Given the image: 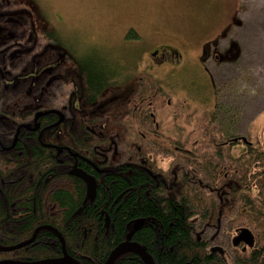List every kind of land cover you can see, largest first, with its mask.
I'll return each instance as SVG.
<instances>
[{"label":"flooded vegetation","instance_id":"af4514ba","mask_svg":"<svg viewBox=\"0 0 264 264\" xmlns=\"http://www.w3.org/2000/svg\"><path fill=\"white\" fill-rule=\"evenodd\" d=\"M37 13L25 0H0V220L4 226H0V236L6 238L1 243H7L0 245V264L66 257L82 264L72 257L61 224L70 229L72 221L80 223L86 238L90 229L82 223L83 217L90 213L103 179L112 172L146 189L147 200L186 205L189 236L198 251L195 262L184 260L182 264H264V147L259 144L264 138L251 139L246 131L229 134V113L216 91V108L198 128L195 143L188 146L177 133L161 129L156 121V114L161 113L159 89L150 81H141L133 69L120 67L111 73L105 66L111 85L97 98L91 94L79 97L67 72L81 62L60 56L52 39L43 36L42 42ZM231 15L221 32L202 45L199 62L205 69L207 62L222 64L238 54L237 45L227 40V30L239 24ZM225 40V46H220ZM179 57L170 45L151 55L164 77L184 68L185 60ZM33 149L42 150L50 159L40 175L26 171L23 156ZM77 172L94 182L93 197L89 183L76 176ZM70 177L83 184L82 196L71 198L76 204L72 210L59 205L56 197L62 191L72 193ZM45 191L53 196L38 198L37 193ZM32 193L36 196H23ZM38 201L45 204L38 207ZM39 210L48 218L41 220ZM105 214L98 210L97 221L102 218V223L97 228L107 235L111 224ZM136 221H140L139 229L129 242L144 248L158 264L163 248L150 252L134 238L149 226L146 218L128 222L124 239L113 249L126 241ZM29 222L35 225L26 238L14 240ZM243 230L247 232L242 234ZM39 244L57 254L30 258L26 253ZM126 256L144 264L132 252L120 253L113 264Z\"/></svg>","mask_w":264,"mask_h":264},{"label":"rangeland","instance_id":"374dc122","mask_svg":"<svg viewBox=\"0 0 264 264\" xmlns=\"http://www.w3.org/2000/svg\"><path fill=\"white\" fill-rule=\"evenodd\" d=\"M25 2L39 13L42 42L43 36L52 39L60 56H72L80 64L98 61L111 73L120 67L133 69L141 81L158 88L157 123L177 133L188 146L216 108V91L231 120L228 127L220 120L219 125L226 126L229 134L246 131L251 139L264 138V0ZM232 13L239 24L227 30V40L237 45L238 54L222 64L207 62L206 70L199 62L202 45L221 32ZM227 40L219 45L225 46ZM165 45L174 46L177 60H185L181 71H169L167 77L151 58ZM259 144L264 147V142Z\"/></svg>","mask_w":264,"mask_h":264},{"label":"trees","instance_id":"16d2710c","mask_svg":"<svg viewBox=\"0 0 264 264\" xmlns=\"http://www.w3.org/2000/svg\"><path fill=\"white\" fill-rule=\"evenodd\" d=\"M108 74L109 71L105 68L103 70L100 65L86 62L85 66L78 64L68 70L67 78L71 79L73 84L77 86L79 97L91 94L97 98L105 91L107 86L111 85L108 84L110 76ZM23 159L28 165L26 171H35V174L37 173L38 175L45 172L43 166L50 161L47 154L42 150L34 149L29 154H25ZM42 179L44 180V177ZM71 180L73 181L71 183L72 193L62 191L57 193V195L55 194L58 197V204L69 208V210H72L76 205L73 201L71 202V198L80 197L83 193V184L73 177H70ZM103 181L104 185L97 190L96 201L92 207H89L90 213L83 217L84 221L82 223H86V227L90 229V233L86 235V238L82 236L80 223L76 225V222L72 221L70 229H67V226L63 224L64 222L61 224V232L67 241L73 258L82 264H101L106 260L111 250L124 239V233L128 230V227H126L128 222L137 218H146L149 226L145 225L135 234L134 238L150 252H158V250L163 248L164 253L158 257V264H182L184 260H192L194 262L197 260L195 257L198 246L189 236L188 217L190 212L186 205L180 206L178 203L171 201H155L156 199L147 200L144 196L146 189L135 186L133 179L119 178L114 172L107 175ZM131 183L135 188L131 186ZM48 189L49 186H47L46 190ZM37 195L38 198L42 199L53 196L48 191L38 192ZM23 196L35 197L36 193L24 194ZM27 203L26 206L30 209L32 205L29 198H27ZM44 204V201H38V207ZM99 209L104 210L106 212L105 215L110 219L111 226L107 235H104L100 227L97 228V225L100 226L102 223V218L97 221ZM44 212V210H39L38 212V217L41 220L48 218ZM2 222L0 220L1 229L4 228L3 224H1ZM88 223L92 224L93 227H90ZM34 225L35 222H29L25 231L19 232L20 234L14 236L13 239L23 240ZM1 240L5 241V237L0 236V245L7 244L1 243ZM26 254H29L30 258L36 259L54 256L57 253L50 250L46 245L39 244L37 249L31 250ZM153 254L156 255L157 253ZM82 255L90 261L86 262L83 257L81 258ZM115 264L140 263L132 259V257L126 256L116 261Z\"/></svg>","mask_w":264,"mask_h":264},{"label":"water","instance_id":"95a60500","mask_svg":"<svg viewBox=\"0 0 264 264\" xmlns=\"http://www.w3.org/2000/svg\"><path fill=\"white\" fill-rule=\"evenodd\" d=\"M75 175L80 177L83 180H86L89 183L91 197H93V195H94V182L81 172H77V173H75ZM139 225H140V221H136L133 228L131 229V231L127 234L126 241L124 243L120 244L119 246H117L115 249H113L110 252V254H109V256H108V258L104 264H113L115 259L118 257V255L120 253H123V252H132V253L136 254L138 257H140V259L143 261L144 264H154L150 255L145 251L144 248H142L138 244H133V243L129 242V239L131 238V236L139 229ZM246 232L247 231L243 230L242 234H244ZM23 245L16 246L14 249H19ZM31 264H78V263L75 260L66 257V259L45 260V261H40L37 263H31Z\"/></svg>","mask_w":264,"mask_h":264},{"label":"crops","instance_id":"0c3cea01","mask_svg":"<svg viewBox=\"0 0 264 264\" xmlns=\"http://www.w3.org/2000/svg\"><path fill=\"white\" fill-rule=\"evenodd\" d=\"M255 116H257V115H255ZM252 119H254V118H251L249 121H251Z\"/></svg>","mask_w":264,"mask_h":264}]
</instances>
